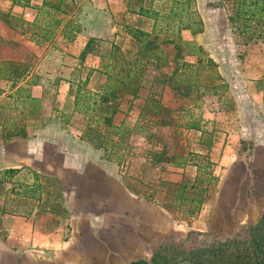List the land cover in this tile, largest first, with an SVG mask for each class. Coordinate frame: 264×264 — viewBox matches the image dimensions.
I'll list each match as a JSON object with an SVG mask.
<instances>
[{
  "label": "crops",
  "instance_id": "obj_1",
  "mask_svg": "<svg viewBox=\"0 0 264 264\" xmlns=\"http://www.w3.org/2000/svg\"><path fill=\"white\" fill-rule=\"evenodd\" d=\"M13 1L18 0H8L9 15L15 21L21 19L30 21L37 13L38 19L48 17L56 20V25L49 31V34L54 37L50 40H54L55 43H51L48 50H43L46 52L38 60V102L46 97L44 89L54 84L58 91L55 97L60 101L66 100L72 103L66 106L67 109L64 112L75 116L84 114L86 119L93 120L90 123L85 122L84 128L87 131H98L102 133V137L99 143L92 144L91 141L72 136L71 126L65 127L68 129H62L51 124L38 129V154H36L38 156L35 158L34 154L32 155L35 159L32 164L36 166L33 170L38 173V212L41 211L43 216H40L37 225L26 217L3 213L1 209L5 207L4 197V200L0 202V264L16 263L15 258L18 264H23L19 254L26 253L29 249L38 251L36 258L38 263L42 264H58L56 258L59 261L63 259L64 254H69L67 250L63 252V247L58 257L62 228L53 227L48 230L45 226L47 221L55 217L57 212L55 209L59 207V200L56 198L57 188L53 189L52 186L57 178L56 168L59 165L63 166L69 178L74 180L72 186L68 188L66 194L68 198L62 204V207H65L70 214L68 222L81 227L83 224L86 225L85 222L92 221L94 224L91 225L98 228V231L101 227L105 231L112 229L115 236L117 226L121 225L123 220L124 208L134 213L137 219L151 229L152 224L155 222L158 224L157 220H159V217L154 214L155 211L166 213L169 207H177L180 210L184 206L182 202L188 198L187 192L192 193L193 197L199 192L200 198L202 194L205 195L200 205L201 209H198L199 213L195 212L196 215L198 213V217H204L207 212L206 207H214V202L220 196L218 187L211 186L212 181L216 180L214 175L218 176L220 170H229L242 160L240 152H237V145L250 142L258 150L264 147L262 95L256 90V82L251 81L243 72L238 73L237 77L240 76V78L235 81L240 85L241 91L238 94L239 98L234 99V106L231 109L209 108L207 113L210 112L208 113L210 116L208 115L206 120L195 119L201 116L200 111L197 113L200 109L196 105L192 113L189 109L176 107L171 101L184 100L189 93L197 95L200 99L203 97L201 93L207 94L209 91H205L206 89L200 86L198 88L193 86L194 82L191 86L189 84L187 86L182 80L180 83H184L188 91L177 89L175 83L173 86L176 87L169 85L174 68L179 62L175 57L179 47L168 45L165 47L166 51L162 48L164 60L162 68L165 70L162 74L167 79L166 83L164 78L159 86L153 79L145 77V73L149 72L147 69H158L159 64L149 57H145V60L141 59L140 51L143 48L127 31L128 27H131L135 31H142L149 35L152 33L151 27L144 30L135 29L130 23L132 20L145 19L138 15V6H132L133 3L139 4V0H62L60 11L42 7L44 1L54 3L56 0H29L28 6L15 5L12 4ZM65 18L72 20L71 23L74 26L76 25L73 20L80 24L77 25L76 31L72 27L73 31L70 34L66 33ZM205 30L203 29L200 34L188 35L196 42V46L201 48V51L210 48L209 44L204 43L203 36L207 34ZM94 42L96 45L91 49L90 45ZM38 44L42 45L40 41ZM235 48L230 36L226 40L225 57L217 60L214 55H211L213 62L218 64V70H226L230 63L234 62ZM182 62L194 63L195 61L183 60ZM182 62L180 65L184 64ZM138 65L145 67L142 75L138 76V89L135 94L128 90L126 82L114 87L112 91L110 88L112 82L108 81L107 74L115 76L116 82L119 83L126 81V72L130 71V77L127 79L134 83L136 78L133 69ZM251 68L252 65L248 66V71ZM84 72H86L85 76ZM84 83L88 90L85 97L90 98V102L86 103V108H82L83 112L76 113L74 96L79 86ZM191 87L192 90H190ZM101 97H107L108 100L103 102ZM94 104L99 107L113 105L114 108L108 113L101 111L98 113L95 111ZM186 115L194 118L189 123L182 124L180 116L183 118ZM158 129L171 130L173 133L178 130L175 134L178 135L177 148H184L181 142H186L185 135L188 136L189 143L185 144L189 147L187 154L179 156L177 152V154L171 153L172 158L165 159L164 165L167 171H160L159 166V172L156 174L159 186L148 184V181H152L148 171L157 167L154 163L158 158L125 154L124 157L128 159L126 164L132 165L133 161H136L143 166L133 176L131 175L132 177L124 180L122 172H119V169H123V157L117 155L118 150L123 152L126 146H151L149 144L151 134ZM109 133L114 136L113 140L108 138ZM114 149V155H107L104 152ZM205 162V165L212 166V170L214 169L212 174L207 175L200 170L199 165L203 166ZM3 164L1 169H12L6 163ZM204 167L207 169L206 166ZM80 179L84 180L82 186H80L81 183L76 182ZM97 179L98 189L103 188L104 193L98 190L97 194L96 191L91 190ZM49 181L50 185H43ZM222 182L218 184H223ZM82 188L88 189V192H81ZM155 188H157L156 192ZM107 189L115 190L117 198L113 201L109 200L106 195L112 193L105 192ZM18 195L22 198L20 193ZM80 195L87 197L85 203L83 202L84 207H78ZM155 195L159 199H156ZM258 195L260 194H256L257 198ZM20 200L18 207L26 205ZM110 240L118 244L119 253H125L127 257L133 253L131 246L114 240L113 236H110ZM94 243L99 246L98 252L100 250L105 252L106 248L103 245L105 243L100 244L99 237ZM81 245L82 248H88L83 240ZM70 246L67 247L68 250ZM134 260L138 259L131 261Z\"/></svg>",
  "mask_w": 264,
  "mask_h": 264
},
{
  "label": "rangeland",
  "instance_id": "obj_2",
  "mask_svg": "<svg viewBox=\"0 0 264 264\" xmlns=\"http://www.w3.org/2000/svg\"><path fill=\"white\" fill-rule=\"evenodd\" d=\"M143 3H145V6L151 3L152 9L159 10L164 15L168 14V7L171 4L170 0H144ZM132 6L137 7L134 3ZM230 7L231 0H193L190 2L188 11L191 14L193 12L195 17L201 19L203 29L207 31V34L203 36L204 43L209 44L210 48L209 50H202L200 55L194 53L197 51L196 42L188 37L190 32L183 28L180 29L178 34L174 32L173 36L169 37L175 39L174 44H163L162 41L167 39L164 34L159 35V39L156 41L161 45L160 50L163 48L166 51L165 47L168 45H175L181 50L182 56L177 59L179 62L169 80L171 87H176L173 86L175 83L177 89L185 92L188 91L185 86L194 82L196 84H192L193 86L198 85V87L205 88V91L209 90L207 94L201 93L203 97L200 99L197 98V95L189 93L186 94L187 97L184 100H171L176 107L180 106L189 109L192 113H194V105H196L200 109L197 110V113L200 111L201 116H197L195 119L202 118L206 120L208 115L210 116L208 114L210 112L207 113L209 108L231 109L234 106V99L239 98L238 94L241 91L240 85L235 82L239 80L240 76L239 78L237 76L240 72L247 75L251 81L256 82V90L261 92L264 108V44L260 41H252L246 45L235 43V38L227 22ZM9 8L8 0H0V122L5 121V126L14 124L24 127L28 137L24 140L16 139L3 143L1 139L3 125L0 124V167L4 166L3 163H6L12 170L16 171L13 175L7 177L3 174L4 170L0 168V202L5 197V207H2L5 212L12 216L26 217L38 225V219L43 213L41 211L38 212V199L33 196L32 190L35 179L34 174L38 176V173L33 170L36 166L32 164L35 161L34 157L38 156L36 155L38 154V129L51 124L62 129H68V127H65L71 126L73 128L71 131L72 136L91 141L92 144L100 142L102 133L87 131L84 128L85 122H93L90 118L86 119L84 114L75 116L64 112L67 109L66 106H70L72 103L66 100L60 101L55 97L58 95V91L55 89L54 84L44 89L46 97H43L44 99L38 102V60L46 52L43 50H48L50 44L55 43L54 40H50L54 37L49 34V31L50 28L56 25V20L48 17L38 19L37 13L30 21L24 19L15 21L9 15ZM175 10L174 19L170 17L169 19L159 20L160 28L163 29L168 26L176 29L179 19L186 20L185 14L179 13L181 8ZM73 21L76 26L71 23L72 20L65 18L66 33L70 34L71 31H76L77 25H80L77 21ZM130 23L133 28L144 30V28H150L153 22L145 18L144 20H132ZM182 26L184 24L179 25V27ZM72 27L74 28L73 30H71ZM171 31L174 30H168L166 33L170 34L169 32ZM230 36L236 47L233 52L234 62L230 63L229 61L230 66L226 70H218V64L215 62V68L208 67L206 61H213L211 55H214L217 60H222L225 57L226 40ZM178 38L181 39L180 42ZM39 41L42 45L38 44ZM94 45H96L95 42L90 45L91 49L94 48ZM188 52L193 53L190 56ZM160 56L163 57L162 53ZM199 57L203 62H197ZM183 60L195 62L189 63L193 64L192 67L182 66L180 64ZM11 63L27 66V72L24 77L20 78L15 84L3 78L8 72ZM182 63L185 64V62ZM251 65L252 68L248 71L247 68ZM147 70L149 72L145 73V77L153 79L159 86L163 83L164 78L166 80L165 83L167 82L166 77L162 74L165 71L162 67L160 69L150 68ZM83 75L85 76L86 72ZM255 78L257 79L254 80ZM181 80L186 85L180 83ZM209 84L216 86H210ZM79 87L84 93H87L86 83ZM213 87H216V89H213ZM157 88L159 89V87ZM190 90H192V87ZM213 91L217 93L212 94ZM81 104H83L82 101H80ZM94 105L95 111L98 113L100 111L108 113L114 108L113 105L107 107ZM193 118V116L189 115L183 118L180 116V121L182 124L184 122L189 123ZM176 133L171 132V130L158 129L151 134L149 142L151 146H126L123 152L118 150L117 155L123 157V169H119V172H122L123 179L132 177L143 166L136 161H133L132 165L131 163L126 164L128 159L124 157L125 154L156 157L158 160L154 164H157L155 165L157 167L148 171L152 179V181H148V184L159 186L156 181L159 166L161 167L160 171H167V167L164 165L165 159L172 158L171 153H178L180 156L186 155L189 150V147L185 146V144L189 143V138L186 135V142H181V146L184 148H177L179 142L176 140L178 136L175 135ZM107 136H109L110 140L114 139V136L110 133ZM237 146V152H240L242 160L229 170H220L218 176L214 175L216 180L212 181L211 186L218 187L220 196H217L219 199L217 198L218 200L214 202V207H206L207 212L204 217H198L199 212L196 215L195 211H191L192 207L196 205L195 202L184 200L182 202L184 206L180 210L177 207H169L166 213L155 211L154 214L159 217V220H157L158 224L155 222L152 224L153 227L149 229L144 222L137 219L134 213H130L128 209L124 208V211H122L123 220L121 225L117 226V234L115 236L112 229H107V233V230L105 231L101 227V230L98 231V228L91 225L94 224L92 221L91 223L85 222L86 225L82 223L83 226L81 227L68 222L70 214L67 213L68 210L65 207H62V204L67 200L68 188L72 186L74 180H71L67 170L59 165L56 168L57 178H55L56 180L52 183V186L53 189L57 188V191L60 192L59 203L61 207L56 208L55 217L45 223L48 230L53 227L62 228L59 237L60 251H58V257L63 247V252L65 253L67 250L69 254H64L63 259L59 261L56 258L57 263L129 264L132 259L149 260L160 247L164 248L169 255L178 259L188 257L192 259L204 254L218 242L227 240L238 233L244 235L248 226L255 224L264 212V147L258 150L250 142L241 143ZM114 151L115 149L113 151L110 150V152H104L107 155H114ZM33 154L34 157L32 156ZM205 164L206 162L203 167L206 166L207 169L205 168L202 171L206 172L207 175L212 174L214 172L212 166ZM36 178L38 179V177ZM221 181H223V184L219 185L218 182L220 183ZM76 182L81 183L80 186L84 184L82 179ZM94 183L96 184L91 190L96 191L98 194V179ZM48 184L50 185V181L49 183L45 182L43 185L47 186ZM80 191L88 192V189L84 190L82 188ZM156 191L157 188H155ZM99 192L104 193V189L100 188ZM105 192L112 193L111 195H106L109 200L113 201L114 198H117L115 190L108 191L107 189ZM19 193L22 198H19ZM187 193L188 198L193 197L192 193ZM258 193L260 195L257 198L256 194ZM204 196L202 194V199H204ZM86 198L85 195H80L78 207H84L83 204ZM19 199L26 205L23 204L21 205L22 207H18L20 205ZM156 199L159 198L156 197ZM158 226L160 227L156 228ZM110 236H113L114 240L122 241L124 245L131 246V252L133 251V253L129 254L128 257L125 256V253H119L117 250L118 244L113 240L111 241ZM98 237L100 244L105 243L103 244L106 248L104 253L101 250L97 251L99 246L94 242ZM82 240L87 243L88 248L80 246ZM67 242H71V244L68 245ZM68 246H70L69 250ZM19 256L23 264H42L38 263L36 258L38 257V251L35 249H29L26 253L19 254ZM14 261L17 263V258Z\"/></svg>",
  "mask_w": 264,
  "mask_h": 264
},
{
  "label": "trees",
  "instance_id": "obj_3",
  "mask_svg": "<svg viewBox=\"0 0 264 264\" xmlns=\"http://www.w3.org/2000/svg\"><path fill=\"white\" fill-rule=\"evenodd\" d=\"M191 1L193 0H170L171 4L168 7L167 15H164L159 10L152 9L151 3H149L148 6H145L143 3L144 0H139V4L134 3L139 8L138 15L143 16L146 19H150L153 22L151 26V35L142 31H135L131 29V27H128L130 30H127L128 34H131L132 38H134L143 48L142 51H140L142 52L141 59L145 57L153 59L157 62V64L161 65L160 67L158 65V69H160L164 60L163 57L160 56L161 53L163 54V51L160 50L161 45L160 43L156 42L159 39V35L164 34V36L167 37V39L162 41L163 44H174L175 39H171L169 37L173 36L174 32L178 33L181 28L189 31L191 35H196L203 32V23L201 19L195 17V14L192 12L194 16L193 18L192 14L188 11ZM28 2L29 0H18L13 1L12 4H22L23 6H28ZM61 4L62 0H56V2L54 3L50 1H44L42 3V7L60 11ZM180 8L181 10L179 13L185 14V21L179 19L177 21L178 25L176 29L168 26L164 27L163 29L159 27V20L169 19L170 17L174 19L176 14L175 9ZM227 22L230 30L232 31V35L235 38V43L246 45L252 41H260L262 44H264V0H231V7L227 15ZM180 24H184V26L179 27ZM168 30L174 31H171L169 32L170 34H167L166 32ZM178 41L180 42L181 39L178 38ZM178 49L175 55L176 58H180L182 56L181 50ZM196 50L197 51L194 53L200 55L201 48L196 47ZM191 53L193 52H188L190 56ZM197 62L199 63L203 61L199 57ZM206 62L208 67H216L215 63L212 60H207ZM182 66L192 67L193 64L185 63ZM144 67L138 65L135 69H133L136 78L135 81H137H134L135 85L131 80L129 81L127 79L130 77V71L126 72V81H122L119 83L116 82L117 79L115 76L107 74L108 81L112 82V84L110 85L112 91H114V87L122 85L126 82L128 90L130 89V91L135 94L138 89V76L142 75V73L144 72ZM26 72L27 66L23 64L15 65L11 63L8 68V72L6 73V75H4L3 78L6 81L11 82L12 84H15L20 78L24 77ZM196 87L198 88V85H196ZM213 89H216V87H213ZM213 93L217 92L213 91ZM85 96L86 95L84 91L81 88H78L76 91V96H74V111L76 113H81L82 108H86L85 104L90 102V98ZM101 99L103 102H106V100H108L107 97H101ZM80 101H82L83 104L80 105ZM95 102L96 101H94V103ZM4 122L5 121L0 122V124L3 125L1 131V139L3 143H7L16 139H27L28 136L24 127L16 126L14 124L5 126ZM155 163H157V161ZM199 168L200 170H204L205 167L199 165ZM15 172V170L7 169L4 170L3 174L4 176L9 177ZM36 177L38 176L34 174L35 179L32 185V190L33 196L38 199V179ZM194 195V197L186 198V200L188 202H195L196 205L192 207L193 209H191V211L198 212V209L200 208L202 202V198H200L201 193H195ZM60 196V192L57 191L56 198L58 200ZM58 206H61L60 203ZM3 209L4 208H2V212L7 213ZM129 264H264V212L255 222V224L248 226L247 231L244 235H240L238 233L237 235L227 240L218 242L214 244L210 249H208L204 254H201L192 259L190 257L178 259L174 256L169 255L164 248L160 247L159 250L155 252L149 260H134Z\"/></svg>",
  "mask_w": 264,
  "mask_h": 264
}]
</instances>
